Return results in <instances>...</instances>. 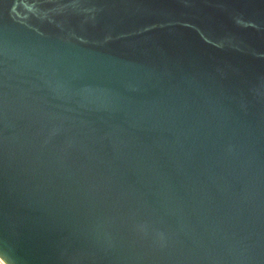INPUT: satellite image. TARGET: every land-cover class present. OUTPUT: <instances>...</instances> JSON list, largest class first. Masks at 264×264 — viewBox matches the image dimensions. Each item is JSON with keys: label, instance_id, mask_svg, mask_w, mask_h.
I'll return each instance as SVG.
<instances>
[{"label": "water", "instance_id": "obj_1", "mask_svg": "<svg viewBox=\"0 0 264 264\" xmlns=\"http://www.w3.org/2000/svg\"><path fill=\"white\" fill-rule=\"evenodd\" d=\"M4 264H264V0H0Z\"/></svg>", "mask_w": 264, "mask_h": 264}, {"label": "bare ground", "instance_id": "obj_2", "mask_svg": "<svg viewBox=\"0 0 264 264\" xmlns=\"http://www.w3.org/2000/svg\"><path fill=\"white\" fill-rule=\"evenodd\" d=\"M0 264H4V262L0 259Z\"/></svg>", "mask_w": 264, "mask_h": 264}]
</instances>
